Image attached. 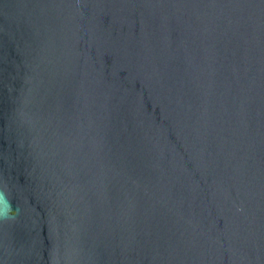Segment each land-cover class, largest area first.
<instances>
[{
	"label": "water",
	"instance_id": "1",
	"mask_svg": "<svg viewBox=\"0 0 264 264\" xmlns=\"http://www.w3.org/2000/svg\"><path fill=\"white\" fill-rule=\"evenodd\" d=\"M0 264H264V0H0Z\"/></svg>",
	"mask_w": 264,
	"mask_h": 264
}]
</instances>
